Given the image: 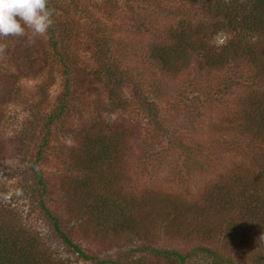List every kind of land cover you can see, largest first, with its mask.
<instances>
[{
	"label": "rangeland",
	"instance_id": "1",
	"mask_svg": "<svg viewBox=\"0 0 264 264\" xmlns=\"http://www.w3.org/2000/svg\"><path fill=\"white\" fill-rule=\"evenodd\" d=\"M53 7L63 62L58 60L48 31L31 43L25 37L0 38L4 45L0 51V190L5 201L19 211L24 225L41 238L54 258L70 264H96L57 237L30 193V166L42 145L41 129L60 102L68 76L67 108L55 116L37 164L48 186L46 203L64 231L86 254L99 259H115L129 252L135 255L141 242L169 249L187 247L179 237L165 233L155 202L148 200L143 207L149 197L183 191L177 171L178 165L188 161L183 147L155 133V116L147 114L145 102H157L163 122L198 149L220 133H229L228 125L218 119L230 120L231 104L235 99L246 102L252 89L247 83L234 86L223 106L218 105L213 113L206 110L192 125L187 115L176 118L172 104L183 109L184 95L192 96L199 87H210L213 95L215 86L229 75L228 71H212L205 76L204 71L199 75L187 68L162 78L159 68L149 63V45L165 39L168 30L185 17L192 7L189 0H53ZM26 35H31L30 30L26 29ZM232 38H251L264 58L263 37L222 30L209 40L219 47ZM149 71L154 81L146 83ZM152 83H162L160 93ZM96 136L106 139L110 147L103 156L106 159L93 164L95 169L90 171L92 161L101 157L96 152ZM246 137H236L235 145L247 148V157L253 159L263 146L253 148ZM216 155L221 167H232L228 153ZM243 158L238 154L235 160ZM212 170L191 173L193 184H205L213 177ZM90 191H102L124 206L133 203L135 208L129 212L139 231L100 225L92 205L83 198ZM148 215L151 222L144 223ZM144 228L151 229L150 237Z\"/></svg>",
	"mask_w": 264,
	"mask_h": 264
},
{
	"label": "trees",
	"instance_id": "2",
	"mask_svg": "<svg viewBox=\"0 0 264 264\" xmlns=\"http://www.w3.org/2000/svg\"><path fill=\"white\" fill-rule=\"evenodd\" d=\"M189 3L192 6L190 11L168 30L165 39L149 45V63L159 68L162 78L179 75L187 68L196 70L199 75L202 71L205 76L212 71L217 74L228 71L229 75L215 86L213 95L209 92L210 87L205 90L199 87L194 89L196 92L192 91V96L184 95L183 109L172 104L171 109L177 112L176 118L187 115L192 125L206 110L213 113L218 105L223 106L228 96L233 94L234 86L247 83L252 90L247 94L246 102L235 99L231 104L229 115L236 121L232 118L225 121V116L218 119L219 123L228 125L229 133H220L200 144L198 149L187 145L183 137L176 134L177 131H172L163 122L157 102H145L148 104L147 114L154 113L155 116V133L183 147L188 154L187 162L191 159V163L186 162L182 167L178 165L177 174L183 186L179 195L163 192L158 194L159 198L149 197L143 202V207L146 208L148 200L152 204L155 202L165 233L179 237L187 247L169 249L141 242L134 249L135 255L129 252L115 259H99L86 254L72 240L62 228L60 219L48 207L47 182L37 165L55 116L64 112L69 102L67 96L71 83L69 77H65L64 94L41 129L42 145L30 166L33 173L30 193L57 237L84 260L96 264H264V240L261 238L264 236V58L256 52V44L251 38H232L219 47L209 40L210 36L222 30L264 38V0H189ZM47 6L54 10V15L53 0H47ZM52 21L48 29L52 47L58 53V60L63 62L53 16ZM150 73L145 77L146 83L152 80ZM217 79L220 80L219 77ZM152 86L160 93L158 84L152 83ZM207 94L208 99L205 98ZM246 136L253 148L256 144L263 146L253 159L247 157V148L240 149L235 145L238 142L236 137ZM101 137L96 136L99 139L96 152L101 157L92 161L88 168L90 171L95 169L93 164L106 159L103 156L106 157L109 151L110 145ZM226 153L233 158L232 167H221L214 158L216 154L222 157ZM238 154L244 158L235 160ZM207 168L213 169V177L203 185L193 184L196 181L191 173ZM149 194H152L151 190ZM83 198L92 205L91 212L100 225L139 231L129 212L135 208L133 203L121 205L102 191H90ZM149 216L144 223L151 222ZM144 229L146 236L150 237L151 229ZM0 264H70L49 253L41 238L24 225L19 211L5 201L1 190Z\"/></svg>",
	"mask_w": 264,
	"mask_h": 264
},
{
	"label": "clouds",
	"instance_id": "3",
	"mask_svg": "<svg viewBox=\"0 0 264 264\" xmlns=\"http://www.w3.org/2000/svg\"><path fill=\"white\" fill-rule=\"evenodd\" d=\"M54 10L47 0H0V38L25 37L31 43L36 36H43L51 27ZM26 29L31 35H26ZM4 45L0 44V51ZM264 240V236L261 237Z\"/></svg>",
	"mask_w": 264,
	"mask_h": 264
}]
</instances>
